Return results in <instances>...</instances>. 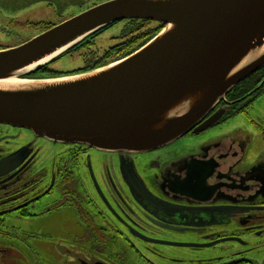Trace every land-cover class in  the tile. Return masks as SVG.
Wrapping results in <instances>:
<instances>
[{"label": "flooded vegetation", "instance_id": "flooded-vegetation-1", "mask_svg": "<svg viewBox=\"0 0 264 264\" xmlns=\"http://www.w3.org/2000/svg\"><path fill=\"white\" fill-rule=\"evenodd\" d=\"M130 21L121 22L119 40L105 50L90 56L84 46L65 54L81 57L82 66L59 71L50 65L34 77L104 67L138 51L153 31L163 29H151V21L129 33ZM11 47L16 46L0 44ZM263 97L264 68L217 106L209 116L222 113L217 124L186 135L190 141L206 138L185 147L129 154L52 143L50 183L45 168L36 171L46 153L41 138L0 123V162L22 152L15 164L0 167V264H264V111L255 113ZM239 116L250 122L251 131L227 127ZM25 133L31 138H23ZM123 169L136 172L156 199L143 207ZM61 209L72 210L76 221L56 236L10 223L12 217Z\"/></svg>", "mask_w": 264, "mask_h": 264}, {"label": "water", "instance_id": "water-1", "mask_svg": "<svg viewBox=\"0 0 264 264\" xmlns=\"http://www.w3.org/2000/svg\"><path fill=\"white\" fill-rule=\"evenodd\" d=\"M137 19L164 28L128 57L85 73L30 77L95 33ZM262 68L264 0H109L0 49V123L53 143L152 152L217 124L222 113L209 118L217 106ZM125 170L134 198L150 204L141 177Z\"/></svg>", "mask_w": 264, "mask_h": 264}, {"label": "rangeland", "instance_id": "rangeland-1", "mask_svg": "<svg viewBox=\"0 0 264 264\" xmlns=\"http://www.w3.org/2000/svg\"><path fill=\"white\" fill-rule=\"evenodd\" d=\"M105 1L109 0H0V44L3 46H18V44L27 42L30 38L39 35L40 32L45 31L46 28H49L50 24H58L62 21L64 22V20H69L74 16L81 14L83 10L92 7L93 4L99 5ZM152 24L153 25H151V29H156L159 27V25H161L158 23ZM123 26L124 25L121 22H117L113 27L106 29L105 32L96 38L94 44L91 43L88 45L93 46V49H89L87 46V50L84 49V52L89 53L91 56L90 53L92 51L95 52L97 50H105V48L108 46L116 44V42L119 40L116 38V36L122 33ZM82 65L83 60L81 57H71L64 55L62 58L56 60V62H53L51 66L53 69L63 71L72 70ZM261 99L255 105V113H259L262 110L264 111V108L261 107L264 102ZM255 113L252 115L254 116ZM261 122L264 123L263 120H261ZM249 123L250 122L247 119L239 116V118L230 120L227 124V127H230V129H235L245 126L246 129L251 131L252 127H250ZM23 138L29 139L31 136L25 133ZM205 138V136L202 137V139ZM202 139L197 137L195 141H190V139L187 140L186 137H183L175 141V143L170 146L185 147L186 144L192 145ZM40 143L43 144L42 147L45 150L44 153H46L42 156V159H40L41 161L39 162L36 171L39 173L42 168H45L42 171L47 173L46 181L50 183V177L53 172L50 167V161H53L56 148H53V142L45 138H41ZM47 199H44V202L47 201ZM88 209L91 210L89 207ZM93 209L95 210V208ZM93 209L91 210L92 213H94ZM75 221L76 214L72 210L68 209H61L60 211L53 214H47L46 216L40 217H31L23 220H17L15 217L10 218V223L13 225L20 226L21 228H24L25 230L27 229L29 231H37L39 229L42 230L43 233H49L52 236L59 235V233L64 231L67 225H72V223ZM48 241H50V238H48L46 242L44 241L43 243L48 244Z\"/></svg>", "mask_w": 264, "mask_h": 264}, {"label": "trees", "instance_id": "trees-1", "mask_svg": "<svg viewBox=\"0 0 264 264\" xmlns=\"http://www.w3.org/2000/svg\"><path fill=\"white\" fill-rule=\"evenodd\" d=\"M131 23L129 24V26L126 28V31L130 32H137L140 28L143 27V23L148 24V22L151 23V21H143V20H132L130 21ZM162 25V24H161ZM112 26L108 27L111 28ZM107 29V28H106ZM103 31V30H102ZM102 31L95 33L93 36L89 37L88 39L84 40L82 43L76 45L73 47V50L79 49V48H84V46H88L89 44L92 43V41L94 40L95 36L98 35L99 33H102ZM105 31V30H104ZM158 32V31H157ZM156 31H153L151 33L152 37H155ZM151 37V38H152ZM73 50H71L70 52H72ZM69 53V52H68ZM112 63V62H111ZM42 70V69H41ZM41 71H38L34 74H32L30 77H34L37 76ZM44 77V76H43ZM47 77V76H46ZM51 77V76H49Z\"/></svg>", "mask_w": 264, "mask_h": 264}, {"label": "bare ground", "instance_id": "bare-ground-1", "mask_svg": "<svg viewBox=\"0 0 264 264\" xmlns=\"http://www.w3.org/2000/svg\"><path fill=\"white\" fill-rule=\"evenodd\" d=\"M9 82L17 83V82H20V81H18V80H10Z\"/></svg>", "mask_w": 264, "mask_h": 264}]
</instances>
